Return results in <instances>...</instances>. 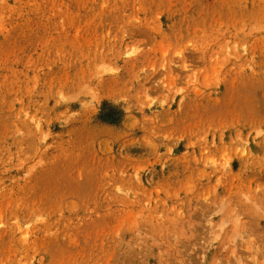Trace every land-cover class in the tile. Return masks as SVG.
Segmentation results:
<instances>
[{
    "label": "rangeland",
    "instance_id": "1",
    "mask_svg": "<svg viewBox=\"0 0 264 264\" xmlns=\"http://www.w3.org/2000/svg\"><path fill=\"white\" fill-rule=\"evenodd\" d=\"M0 264H264V0H0Z\"/></svg>",
    "mask_w": 264,
    "mask_h": 264
}]
</instances>
